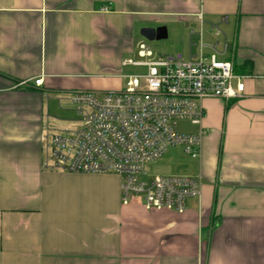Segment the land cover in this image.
<instances>
[{"label":"crops","instance_id":"1","mask_svg":"<svg viewBox=\"0 0 264 264\" xmlns=\"http://www.w3.org/2000/svg\"><path fill=\"white\" fill-rule=\"evenodd\" d=\"M144 27L246 76L203 101L182 213L122 204L117 174L42 167L55 103L122 90ZM0 264H264V0H0Z\"/></svg>","mask_w":264,"mask_h":264},{"label":"built area","instance_id":"2","mask_svg":"<svg viewBox=\"0 0 264 264\" xmlns=\"http://www.w3.org/2000/svg\"><path fill=\"white\" fill-rule=\"evenodd\" d=\"M138 47L141 60L128 59L123 64L141 66L145 71L127 76L122 90L72 93L80 123L60 133L45 127L42 167L69 173L117 174L122 204L141 202L148 210L182 213L189 199L200 197L201 178L152 177L147 166L171 147H181L191 158H199L206 133L203 101L241 96L246 76L236 74L234 64L216 54L202 53L196 59L182 54L155 56L144 42ZM42 81L37 78L35 85ZM179 120L198 125V131H178Z\"/></svg>","mask_w":264,"mask_h":264},{"label":"rangeland","instance_id":"3","mask_svg":"<svg viewBox=\"0 0 264 264\" xmlns=\"http://www.w3.org/2000/svg\"><path fill=\"white\" fill-rule=\"evenodd\" d=\"M141 28L137 32L138 38H141L148 47H150L155 56L166 55V54H176L179 52V43L174 40V36L169 38H161L155 40H148L140 34ZM139 47L136 46L135 53L125 56L127 59H132L133 61L141 60L138 55ZM145 69L141 66H135L133 64H127L122 67V75L130 76L141 74ZM126 79H121L122 85L123 81ZM125 84V82H124ZM123 87V86H122ZM63 104L54 105V118L50 126L53 133L65 132L78 127L80 116L75 110L73 103H69L66 100L62 102ZM198 125H193L190 121L179 120L177 122V129L180 132L191 133L197 132ZM190 156H188L181 147H171L168 151L156 161L148 164L147 170L150 176L155 175H175V174H186L190 171V165H188Z\"/></svg>","mask_w":264,"mask_h":264},{"label":"water","instance_id":"4","mask_svg":"<svg viewBox=\"0 0 264 264\" xmlns=\"http://www.w3.org/2000/svg\"><path fill=\"white\" fill-rule=\"evenodd\" d=\"M140 34L148 40H155L160 37L159 32L155 28H152V27L142 28L140 30Z\"/></svg>","mask_w":264,"mask_h":264}]
</instances>
